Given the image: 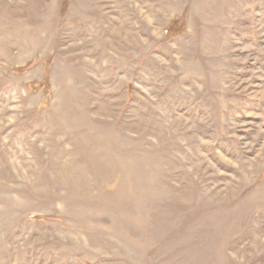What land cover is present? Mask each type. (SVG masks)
I'll return each mask as SVG.
<instances>
[{
	"label": "rangeland",
	"instance_id": "rangeland-1",
	"mask_svg": "<svg viewBox=\"0 0 264 264\" xmlns=\"http://www.w3.org/2000/svg\"><path fill=\"white\" fill-rule=\"evenodd\" d=\"M0 264H264V0H0Z\"/></svg>",
	"mask_w": 264,
	"mask_h": 264
}]
</instances>
